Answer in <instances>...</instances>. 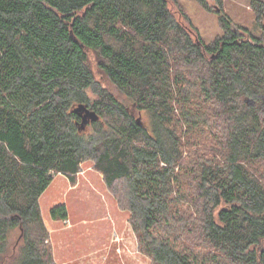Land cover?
Returning a JSON list of instances; mask_svg holds the SVG:
<instances>
[{"label": "trees", "instance_id": "1", "mask_svg": "<svg viewBox=\"0 0 264 264\" xmlns=\"http://www.w3.org/2000/svg\"><path fill=\"white\" fill-rule=\"evenodd\" d=\"M249 6L253 30L221 15L205 43L167 0H0V264H54L39 198L85 161L151 264H264V0ZM78 104L99 116L82 131Z\"/></svg>", "mask_w": 264, "mask_h": 264}, {"label": "rangeland", "instance_id": "2", "mask_svg": "<svg viewBox=\"0 0 264 264\" xmlns=\"http://www.w3.org/2000/svg\"><path fill=\"white\" fill-rule=\"evenodd\" d=\"M167 1L173 15L181 22L184 21L183 15L187 16L205 43L222 34L221 15L230 18L232 28L254 29L249 0H222L221 6L207 0L208 10L195 0ZM88 57L95 78L127 103L126 97L102 77L96 67L95 55L88 52ZM90 97L93 98L92 94ZM59 204L66 207V221L50 218V209ZM39 207L48 231L54 264H151L138 248L137 238L129 224V212L119 206L91 161L80 165L74 183L61 174L55 175L40 196Z\"/></svg>", "mask_w": 264, "mask_h": 264}, {"label": "water", "instance_id": "3", "mask_svg": "<svg viewBox=\"0 0 264 264\" xmlns=\"http://www.w3.org/2000/svg\"><path fill=\"white\" fill-rule=\"evenodd\" d=\"M73 113L80 118L79 121V131L86 128L89 123L96 122L99 120L97 113L88 108L85 104H78L73 108Z\"/></svg>", "mask_w": 264, "mask_h": 264}]
</instances>
